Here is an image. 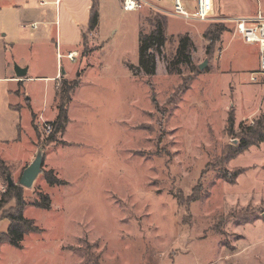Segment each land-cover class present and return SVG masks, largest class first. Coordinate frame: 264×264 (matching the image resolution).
Returning a JSON list of instances; mask_svg holds the SVG:
<instances>
[{"label":"rangeland","instance_id":"1","mask_svg":"<svg viewBox=\"0 0 264 264\" xmlns=\"http://www.w3.org/2000/svg\"><path fill=\"white\" fill-rule=\"evenodd\" d=\"M212 1L213 15H264V0ZM157 14L125 11L121 0H107L104 34H85L73 60L60 48L5 51L14 29L6 34L0 19V154L12 162L14 183L39 148L44 152L43 172L31 188L23 187L24 214L41 230L26 234L19 247L0 243V264H83L88 257L91 264H264V142L228 162L222 155L239 142L234 135L241 124L264 114V84L252 79L259 69L258 44L245 42L226 24L207 52L203 32L217 16L185 21L168 15L155 75H135L130 65H138L137 24L139 32H149L148 19ZM39 29L26 32L36 37ZM185 33L194 43L196 70L184 66L182 74H168L165 56L175 53ZM23 60L31 76L52 75L57 63L68 81L80 72L68 126L54 142L46 141L43 127L56 118L61 81L33 78L19 88L8 77ZM27 95L38 131L27 126ZM19 101L18 111L10 107ZM237 167L246 169L235 183L220 178L219 169L230 173ZM49 170L60 184L47 182ZM7 183V174H0V194ZM41 194L50 196L49 208L33 204ZM13 205L15 200L0 210V233L7 232L3 217ZM245 209L260 217L239 224L236 217Z\"/></svg>","mask_w":264,"mask_h":264},{"label":"trees","instance_id":"2","mask_svg":"<svg viewBox=\"0 0 264 264\" xmlns=\"http://www.w3.org/2000/svg\"><path fill=\"white\" fill-rule=\"evenodd\" d=\"M168 15L157 14L152 18H149V22L152 25V29L149 32H139V58L138 65H130V68L135 75L144 73L148 77L155 75L157 70V54H162L167 42L166 28L168 25ZM225 17V16H218ZM99 22V8L96 3H93L91 9L89 31H94L97 28ZM227 21L218 20L213 25L208 26L203 32V37L208 41L206 46L207 52L210 51L213 44L221 40L222 34L227 30L225 26ZM232 24V23H231ZM234 30V25H230ZM194 50V43L188 33L180 35L178 37V46L175 53L171 56H165V62L168 74H182L183 67L187 66L192 71L196 70L193 63L192 51ZM80 72L73 81L62 79L56 90V96L58 97L57 103V115L53 121H45V124H51L53 129L48 134L46 141L54 142L57 140V136L60 133H64L69 123V106L72 101V96L80 84ZM186 88V87H185ZM184 89L183 91H185ZM35 115H33V125L36 131L39 130L38 125L34 122ZM228 123L231 129L234 127L235 117L234 112L228 117ZM239 133L234 135L239 140L237 144H231L230 147H226L222 155L225 162L235 159L245 150L251 146H259L264 142V114L252 123L241 124L239 127ZM232 134V133H231ZM235 134V133H233ZM246 168H233L230 173L227 170L221 171L219 169V176L223 180L229 183H235L238 176L245 171ZM9 169L6 162L0 158V174H8ZM45 177L50 185L60 184V180L55 175L53 170L45 172ZM200 195H196L191 198L190 202L198 200ZM11 200H15V205L11 206L9 211H5L4 217L9 220V226L7 232L0 233V243L8 242L13 246H21V241L26 234L30 232H39L41 228L37 226L33 219L27 218L24 214L25 207L27 205L26 198L24 196L23 186L19 183L9 185L7 188L1 191L0 194V210L3 209V205L9 203ZM36 207L49 208L51 206V198L48 194H41L39 200L33 203ZM260 217V213H256L255 210L245 209L239 213L236 217V221L239 224H245L248 222H254ZM88 249V248H87ZM89 252V251H87ZM93 260L87 258L83 264H91ZM95 264V263H93Z\"/></svg>","mask_w":264,"mask_h":264},{"label":"crops","instance_id":"3","mask_svg":"<svg viewBox=\"0 0 264 264\" xmlns=\"http://www.w3.org/2000/svg\"><path fill=\"white\" fill-rule=\"evenodd\" d=\"M0 2V19L3 21V29H5V33L8 34L10 32L9 29L12 30L13 33L10 36L9 41L5 44V51L9 50V53H50V50H56L57 53L58 48H60L63 53L76 52L81 46V43L84 39L85 34L91 35L95 34L99 37L101 33V24L104 16L107 15V0H45L46 4H40V0H1ZM93 3H96L99 8V22L96 30L89 31V23L91 16V9ZM113 4V3H111ZM212 13L213 10V1H212ZM213 16H225V17H240V16H229V15H213ZM241 16H254V15H241ZM175 18V17H174ZM36 23L37 27L33 28L31 25ZM228 24L232 25L228 22ZM19 25V34H17L16 27ZM28 27V28H27ZM31 27V28H29ZM36 37L33 35L32 37L28 36L26 30L30 29L31 32L40 30ZM9 28V29H8ZM139 23L137 24V31L139 37ZM11 31V32H12ZM54 31V38H53ZM104 34V33H103ZM106 37V36H105ZM34 40L36 42H34ZM102 42H107V38L102 40ZM19 46H23L25 49L21 51ZM22 47V48H23ZM53 53V52H52ZM258 56L260 58V51L258 47ZM69 59V58H68ZM70 60V59H69ZM22 67H29L28 72L30 70V66L26 60L19 62ZM70 67V66H69ZM71 66L70 69H72ZM68 70V69H66ZM23 78L17 77L15 75L8 77L15 84H18L19 88L24 85V83L29 82L31 79H45L50 80L54 84L55 82H60L62 79H66L64 76V72L60 74L58 69V63L56 64V72L52 75L46 76H31L28 75ZM16 88L15 93L19 94L20 89ZM21 93V91H20ZM25 95V93L23 94ZM23 98V97H22ZM22 102V101H21ZM12 102L10 107L16 111L19 110V106L21 103ZM24 102L26 108L29 110V119L27 122V126L34 127L33 125V115H36L37 112L34 111L31 97L27 95L24 97ZM19 104V105H18ZM18 105V106H17ZM17 130H24L21 127V124L18 126ZM35 129V128H34ZM19 132V131H18ZM17 139H20L17 138ZM0 158L3 159L7 165H9L10 161L5 160L1 154Z\"/></svg>","mask_w":264,"mask_h":264},{"label":"built area","instance_id":"4","mask_svg":"<svg viewBox=\"0 0 264 264\" xmlns=\"http://www.w3.org/2000/svg\"><path fill=\"white\" fill-rule=\"evenodd\" d=\"M169 1L171 7L163 6L161 3ZM40 4H46L45 0H40ZM122 8L125 11H139L143 9L154 10L164 15H169L185 21H209L215 19L212 13V0H121ZM218 20L227 21L234 25V33L251 44H258L260 51L259 69L254 81L262 80L264 84V15L240 17H216ZM36 28V23L31 25ZM76 52L67 53V58L73 60ZM51 124H45L44 132L48 135L52 131Z\"/></svg>","mask_w":264,"mask_h":264},{"label":"water","instance_id":"5","mask_svg":"<svg viewBox=\"0 0 264 264\" xmlns=\"http://www.w3.org/2000/svg\"><path fill=\"white\" fill-rule=\"evenodd\" d=\"M206 64H207V60L199 65L200 69H203L206 66ZM27 72H28L27 67L15 65V73L17 77L23 78L24 76H26ZM63 72L64 70L62 69V73ZM235 142H237V139L235 140ZM43 165H44V152L42 148H39L34 160L24 169L20 177L19 184L23 187L31 188L37 177L43 172ZM7 180L9 185L14 184V181L10 173L7 174Z\"/></svg>","mask_w":264,"mask_h":264}]
</instances>
